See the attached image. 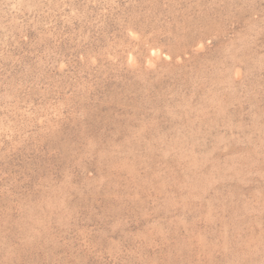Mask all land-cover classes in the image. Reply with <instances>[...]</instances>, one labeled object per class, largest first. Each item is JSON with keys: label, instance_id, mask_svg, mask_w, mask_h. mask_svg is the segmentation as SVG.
I'll return each instance as SVG.
<instances>
[{"label": "rangeland", "instance_id": "1", "mask_svg": "<svg viewBox=\"0 0 264 264\" xmlns=\"http://www.w3.org/2000/svg\"><path fill=\"white\" fill-rule=\"evenodd\" d=\"M0 264H264V0H0Z\"/></svg>", "mask_w": 264, "mask_h": 264}]
</instances>
